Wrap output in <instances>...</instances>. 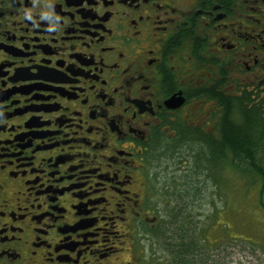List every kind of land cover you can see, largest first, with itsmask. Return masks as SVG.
Masks as SVG:
<instances>
[{
    "label": "flooded vegetation",
    "instance_id": "flooded-vegetation-1",
    "mask_svg": "<svg viewBox=\"0 0 264 264\" xmlns=\"http://www.w3.org/2000/svg\"><path fill=\"white\" fill-rule=\"evenodd\" d=\"M262 112L264 0H0V264H147L152 162Z\"/></svg>",
    "mask_w": 264,
    "mask_h": 264
},
{
    "label": "rangeland",
    "instance_id": "rangeland-1",
    "mask_svg": "<svg viewBox=\"0 0 264 264\" xmlns=\"http://www.w3.org/2000/svg\"><path fill=\"white\" fill-rule=\"evenodd\" d=\"M173 160L161 159L151 165L155 170L151 196L161 201L162 210L174 214L164 223L163 217L154 235L141 240L137 249L145 250V262L175 264L178 260L176 252L184 249V252L194 253L192 257L186 256L185 262L195 263L194 255L200 251L202 264H264L261 185L258 182L251 184L235 170L224 171L222 165L218 166L221 170H215L223 175L218 181L213 176L214 171H210L209 176L207 172H196L193 164L196 156L189 157V163L184 157L177 159L181 162ZM157 163H160L159 167ZM179 164L188 169L186 174L179 173ZM167 165H178L176 174H172L173 169ZM203 166L201 168L205 170ZM167 187L172 190L165 196L164 188ZM262 196L264 202V194ZM168 200H173L174 205L167 207Z\"/></svg>",
    "mask_w": 264,
    "mask_h": 264
},
{
    "label": "trees",
    "instance_id": "trees-1",
    "mask_svg": "<svg viewBox=\"0 0 264 264\" xmlns=\"http://www.w3.org/2000/svg\"><path fill=\"white\" fill-rule=\"evenodd\" d=\"M262 115L263 112L241 114V127L235 131L232 128L231 133L227 135V139L223 136L211 135V141L209 140L210 143H208L207 140L202 138L208 144V147L211 146L202 153H198L193 164H195L196 172L203 174L207 172V176L210 175V171H214L213 176L217 177V181L221 180L223 175L220 176L221 171L215 170H221L218 169V166L222 165L224 171L225 169L235 170L242 178L246 177L251 184L258 182L261 185L260 199L264 207L262 196L264 194V159L260 161L257 157L259 153L262 154V157L264 156V117ZM223 139L227 141L228 146L226 148H223L225 144ZM203 164L206 167L205 170L201 168ZM176 254L178 256L176 264H202L200 263V257L203 254L200 251L199 253L197 251L194 255L196 257L195 263L185 262L184 260L186 256L192 257L194 254L192 252L187 253L184 252V249H181Z\"/></svg>",
    "mask_w": 264,
    "mask_h": 264
}]
</instances>
